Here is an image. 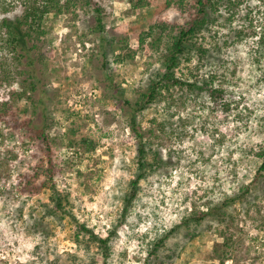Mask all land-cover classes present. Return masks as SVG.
Instances as JSON below:
<instances>
[{"label":"clouds","instance_id":"1","mask_svg":"<svg viewBox=\"0 0 264 264\" xmlns=\"http://www.w3.org/2000/svg\"><path fill=\"white\" fill-rule=\"evenodd\" d=\"M60 2L63 4L65 0ZM131 7V4H125V8ZM249 12L253 21L251 25L248 19H245ZM217 15L220 19L217 24L209 26L211 33L202 32V35L209 37L204 47L208 49L211 59L206 58L205 65L199 67V56L193 51L187 66L193 71L199 67L197 73L199 79L193 81L189 77L187 82H195L198 87H203L204 81L209 80L212 75H216L217 80L211 84V89L199 93L202 99L197 100L196 104H192L189 99L186 106L180 108L179 95H176L177 104L171 107H168L171 104L168 99L153 105L159 111L158 123H167L164 133H158L159 139L151 138L150 145L149 137L145 136L144 146L145 152L149 153L147 157L149 163L155 164L157 157L153 154L158 153L159 167L146 179L138 181L139 188L143 189V192H138L136 198L132 199V206L125 222L120 223L125 198L132 195L131 182L141 174L139 167L141 141L136 138L130 123H125L122 128L117 124H111L109 128L104 125L103 116L96 112L91 113L103 132L117 133L119 139L115 142L123 145L117 147L114 157L111 154L103 157L107 168L102 189L96 198V203L88 205V208L94 211L89 213L77 211L82 204V201L77 199L81 196V192L77 190V182L69 181L72 188H68L67 183H61L60 178L57 179L58 190L61 193L70 191L71 202L76 206L75 208L65 206V211L74 212L80 224H84L100 240L108 241V247L112 252L107 259L98 241L93 242L92 249L88 250L86 245L91 241V235L81 232L80 241L77 242L71 238L76 225L66 233L63 231L64 224L57 217L45 215L48 209H54L55 205L52 201L45 198L43 200L47 205L45 208L27 193L17 198L13 188L18 190L21 185L20 172H25L29 177L34 173L28 166L19 168L20 162L13 161L11 179L0 181V193H2L0 194V262L49 264L57 261L59 257V264H93V261H99V264H150V260L154 258H150L149 253L158 241H165V248L160 250L163 259L172 252L179 253L187 242L185 235L189 230L200 231L209 223L213 231L208 233L211 242L206 252H211L215 243L224 244L225 237L220 236L216 230H223L227 221L221 224L218 220L206 216L200 229H197L192 220L193 211L198 210V214H207L216 207H221L223 211L234 214L233 205L227 208L223 206L227 200H237L241 216L247 220L243 217V212L247 208L248 201L264 205V189L261 188H257L243 200L238 199L242 195L241 189L252 183L257 166L264 163V160H258L256 157V153L264 149V47L260 44L264 37V0H242L239 6L231 11L227 2H224L218 7ZM229 16L233 19L230 24H226L225 21ZM3 18L0 15V19ZM135 18V16L131 17L133 20ZM187 19V13L182 14L178 0L161 14L162 22L168 25L175 23L184 26ZM76 28L83 31L78 22ZM239 31L245 32L246 35L237 42L235 34ZM71 32V27H61L59 35L64 38ZM252 32H255V35H252ZM211 34H217L215 42L211 40ZM225 39L229 40V47L223 48L221 53L213 51L214 43L223 47ZM59 43L58 40L57 44ZM88 47L91 48L92 45ZM133 47H138V43ZM11 55L10 53L9 60ZM257 59L259 64L254 62ZM220 61L225 62L223 66H220ZM237 63L242 70L237 72L236 78H233L230 72ZM161 65L162 61L157 53L148 72H145L143 67L140 68L130 83L140 87L143 82V86L147 88L152 73L166 72ZM111 66L117 67L115 64ZM222 74L228 80V83L223 85L220 80ZM221 88L225 96L221 100L214 101L211 90ZM13 90L16 92L23 90L19 78H16L11 88L7 89V91ZM228 93L232 95L229 96ZM164 95L167 96V93ZM6 102L10 103L11 97L5 91H0V104ZM224 103H231L230 111L223 110L221 105ZM200 104L204 106L201 108L198 106ZM213 108L216 109L215 115L212 114ZM182 119L189 123L182 126L180 123ZM68 127L69 125H65L59 129V132L66 133ZM151 127L152 125L145 124L143 131L147 133ZM3 128V123H0V129ZM93 130L95 133V125ZM55 131L53 130V135ZM221 134L226 139L223 143H218ZM96 138H100L99 133H96ZM113 142L112 139L103 140L104 146L96 149V155L106 153ZM12 146L10 142L8 147ZM33 151H35L33 148H29L26 153L20 150V158L30 157ZM73 151L74 149L64 147L57 155L61 160H66L74 158ZM201 152L203 157L200 155ZM3 153L4 149L0 148V158H3ZM204 159L210 162L206 164L203 162ZM37 163V160H32L31 167L34 168ZM143 171L150 170L145 168ZM45 179L46 177L41 176L35 183L39 184ZM149 182L151 187H148ZM24 183L26 184V181ZM253 197H259V200H254ZM33 209L36 211L33 212ZM252 215L256 216L255 208L252 209ZM42 217H44L43 221ZM185 219L189 220L187 228L184 226ZM52 225L60 229L55 237L46 235V229ZM242 227H246V231L251 232L253 236L260 235L261 240H264V234L255 230L256 225L253 220H247L246 226L242 225ZM173 229L177 231L169 235ZM112 232L116 233L115 236L111 235ZM66 236L69 237L67 242L60 243V240ZM245 239L247 240V237ZM37 248L39 251H36ZM260 253L264 255V248H260ZM256 254L254 251L243 264H254L253 258ZM72 257L75 259L73 260ZM234 262L235 257L225 260V264H234ZM165 264H177L175 256L172 261H165ZM214 264H220V260L216 259ZM255 264L261 262L256 261Z\"/></svg>","mask_w":264,"mask_h":264},{"label":"rangeland","instance_id":"2","mask_svg":"<svg viewBox=\"0 0 264 264\" xmlns=\"http://www.w3.org/2000/svg\"><path fill=\"white\" fill-rule=\"evenodd\" d=\"M224 1L226 2L227 0ZM95 2L98 3L102 10L103 34L114 41V46L112 50L108 51L106 60L99 53L98 33L95 28L92 8L81 6V4L71 7L69 11L62 14L50 15L44 21L43 35L36 42L34 53L35 66L40 78V88L35 92L31 93L29 91L30 87L25 80L26 75L25 71H23L26 67L25 64L15 66L14 62H12V56L9 60V54L3 53L0 55L1 59H5L6 63H8L10 71L14 73L0 84V91H5L11 97V102L13 103L12 114L9 118L11 120L13 117V120L8 122V125L3 124L4 128L0 129V148L4 149L3 158H0V181L11 179L13 161L20 162L19 168L28 166L30 171L36 170L39 179L41 176L46 177L44 174L45 169L51 167L50 171L52 172L55 187L60 195L66 199L68 208L76 207L70 199L72 193L70 191L61 193L58 190L57 179L60 178L61 183H67L68 188H72V184L68 183L69 181L77 182V190L81 192V196L77 197V199L82 201L77 211L82 213L94 211L90 210L88 205L96 203V198L102 189V182L107 168V164L103 159L104 155L111 154L114 157L117 147H123L122 144L118 145L115 142L119 139L118 134L111 131L104 133L100 128V124L96 123L95 116L91 113L96 112L98 115L103 116L105 118L103 123L109 128H111V124H117L118 127L122 128L125 123H129L130 111L127 103L134 104L139 94L145 90L143 82H141L140 87H135L130 82L133 81L140 68L143 67L144 71L148 72L151 68V62L155 59V54L158 53L159 59L162 60V54L171 33L169 28L177 25L175 23L168 25L161 20V14L166 9L171 8L177 0H147V4L139 8L134 5L137 0L132 2L130 0H95ZM167 2H170V4L167 5ZM125 4H131L132 7L130 9L125 8ZM193 5V0H185L181 7L182 14L187 13L188 16L192 12ZM20 13L21 9L17 8L10 16L19 15ZM250 15L251 13L249 12L245 19L249 21ZM133 16L136 17L134 20L131 19ZM214 17L215 19L213 18L214 21L211 25L217 24L220 19L217 13ZM232 19V17L227 18L225 23L230 24ZM77 22L83 31L76 28ZM162 25L168 26L164 32L160 28ZM61 27H71V34L61 38L59 35ZM152 28L151 35L145 36ZM205 32L211 33V28L209 27V31ZM237 33L235 34V39L239 42L246 34L244 32L240 36L241 39H239ZM210 38L215 42L217 34H211ZM58 40L60 41L59 44H57ZM208 40V36L200 34L194 42L197 46L205 48L204 44ZM153 41H158L156 47L152 45ZM137 43L138 47H133ZM88 45H92V47L89 48ZM227 47H229V40L225 39L223 47L214 43L213 51L221 53L223 48ZM191 56L192 54L189 56L188 62L180 64L177 74L178 77L186 81L189 77L192 80L195 77L199 79L197 75L199 67L205 65L207 62L206 58L211 59L208 51L204 59L200 60L199 67L193 71L187 66L190 63ZM219 63L220 66H223L225 62L220 61ZM113 64L117 67L113 68L111 66ZM14 70L19 74L14 72ZM241 70L239 63H237L230 75L236 78L237 72ZM157 73L159 71L152 73L149 80L154 78ZM214 76L213 82L217 80V76ZM16 78L20 79V86L23 90L20 92L7 91V89L11 88V84ZM220 80L222 85L228 83L227 78L223 74ZM56 85H59V87H56ZM185 89H173L167 96L164 95L162 100H170L171 104L168 107H171L177 104L175 97L179 95V107L184 108L189 99H191L192 104H196L197 100L202 99L199 94L195 95V93H190L188 90L185 91ZM41 90L47 96L44 101V109L34 112L31 107L32 102L37 101ZM18 94L23 96L21 101H16ZM228 95L231 96L232 93H228ZM228 104L229 110H231V103ZM198 106L202 108L204 105L200 104ZM165 111H167V108ZM212 114L215 115L214 108L212 109ZM157 116H159V111L152 105L145 109L137 118L138 126L143 132L144 138L145 136L149 137V145L152 142L151 138L159 139L158 133H164L167 123H158ZM237 119H240V117H237ZM23 121H32L34 127H42L44 129V136L48 140V153L51 162H48L44 146L38 143H31L26 139V132L19 128L18 125ZM180 123L182 126H186L189 121L182 119ZM145 124L152 125L147 133L143 131ZM65 125H69L68 131L61 134L59 129L65 127ZM93 125L96 128L95 133ZM168 126L170 127V125ZM53 130H56L54 135L52 134ZM201 130L203 131V129ZM96 133H99V139L96 138ZM106 139H112L114 142L108 147L106 153L97 156L96 149L103 147L102 141ZM225 139L226 137L221 134V139L218 143H223ZM10 142L13 144L12 147H8ZM64 147L74 149V158L60 159L57 153ZM29 148H33L35 151L31 153L30 157L21 159L20 150L26 153ZM200 155L203 157L202 152ZM32 160L38 161L34 168L31 167ZM203 162L207 164L210 161L204 159ZM19 168L17 171H19ZM20 174H25V172H20ZM151 174L152 172L148 175ZM148 187H151L150 182ZM257 188L264 189V186L252 187L251 192ZM13 192L16 193L17 198L21 195L15 187ZM139 192H143V189L139 188ZM49 194L46 189H39L37 193L28 194V196L35 198L37 203L47 208L43 200L45 198L49 200ZM145 195H150V193H145ZM253 199L259 200V197H253ZM161 204H163V201H161ZM233 206L234 214L224 211L226 217L221 224H225V221H227L225 228L216 230L220 236L225 237L223 245L217 242L213 245L211 252H206L208 244L211 242L208 238V233L213 231L212 225L209 223L200 231L189 230L185 235L187 242L179 253L172 252V254L161 259L162 253L160 250L165 248L164 242L163 246L157 250V257H150L154 258L150 260V264H165V261H172L174 256L177 264H214L216 259L220 260V264H225V260L229 257H235L234 264H243L244 260L251 256L254 251L257 253L253 258L254 264L256 261L264 264V255L260 253V248H264V240H261L260 235L253 236L251 232L246 231V227H242V225L246 226L247 220H253L256 225L255 230L264 234V205L248 201L247 208L243 212V217H246L247 220L242 218L237 204ZM253 208L256 211L255 217L252 215ZM35 211L33 209V212ZM129 211L125 214L123 213L120 220L121 224L125 222ZM70 214V217L57 216V219L64 224L63 231L66 233L69 232V229H72L73 225H84L79 223L74 212H70ZM195 214H198V210L193 211L192 215ZM45 215L50 216L47 212ZM43 219L44 217H42V221ZM201 224L197 225L196 228L200 229ZM39 226L38 224L37 227ZM59 230L56 225H52L46 229V235L55 237ZM176 231L177 229H173L169 235H173ZM76 233L75 228L71 233V238L75 239ZM115 234V232L111 233L112 236H115ZM245 237H247V240ZM68 239L69 237L66 236L60 240V243H66ZM91 249L92 245L89 246L88 250ZM36 251H39V248ZM111 252L112 249L110 248L109 255ZM186 255L187 259H185ZM72 259L74 260L75 258L72 257ZM0 264H9V261H2ZM49 264H59V257H57V261L49 262ZM93 264H99V261H93Z\"/></svg>","mask_w":264,"mask_h":264},{"label":"trees","instance_id":"3","mask_svg":"<svg viewBox=\"0 0 264 264\" xmlns=\"http://www.w3.org/2000/svg\"><path fill=\"white\" fill-rule=\"evenodd\" d=\"M131 2L133 0H130ZM194 5L192 6L191 13L188 15V19L184 26H171L169 30L171 33L168 37V43L162 54V68L166 69V72L161 74L157 73L154 78H151L145 88L144 92H141L138 96V99L134 104L127 103L129 107V123L132 128V131L136 134V138L141 141V147L139 149L140 164L141 169L140 176L136 180L131 182L132 195L125 198V207L123 213H127L132 206V199L136 198L137 193L139 192L138 181L140 179H145L148 174L155 171L159 166L158 153H155L154 156L157 157L155 164L149 163L147 160L148 153L145 152L144 146V134L141 132L137 118L142 112L148 107L158 103L164 98V93L169 94L173 89H183L186 88L190 93H195V95L202 93L205 89H211V84L215 78L214 75L210 77L209 80H205L203 87H198L197 83H188L186 80H183L181 77L178 78L177 74L179 71V66L182 62H188L189 56L195 51L199 56L200 60L204 59L205 55L208 53V50L197 46L194 42L196 37L202 32L209 31V26L213 23L215 19V14L218 11V7L221 3L225 2L224 0H193ZM185 0H178L180 8L182 7ZM228 9L231 11L234 8H237L242 0H227ZM81 4V6L91 7L94 13V22L95 28L98 33L99 41V53L104 60L107 59V53L109 50H112L114 46V41L108 39L104 36V21L102 17V10L95 0H65L61 4L60 0H0V15L4 18L0 19V55L12 54V62L15 66H21L25 64L26 82L28 83L29 91L31 93L39 89L40 78L37 73L35 66V50L36 42L40 40L43 35V25L46 18L50 15H59L64 12L69 11L71 7ZM147 4V0H137V8L143 7ZM170 2H167L169 5ZM20 8L21 13L19 15L10 16L14 11ZM232 17V16H229ZM228 17V18H229ZM251 17V15H250ZM214 18V19H213ZM233 18V17H232ZM253 21L249 19V24L251 25ZM168 26L162 25L161 30L164 32ZM170 27V26H169ZM153 28L145 36H150ZM243 31L238 32L239 39L243 35ZM251 34L255 35V32ZM158 41L152 42V45L156 47ZM260 44L264 47V37H262ZM259 64V59L254 61ZM14 72H17L14 70ZM18 73V72H17ZM12 71L5 59L0 57V84L3 81H6L10 77ZM19 74V73H18ZM193 81H198L195 77ZM22 94L17 95L16 101H21L23 96ZM211 96L214 101L223 99L225 92L223 88L218 90H211ZM47 98L43 90L40 91L37 101L32 102V109L35 112L36 110L42 111L44 109V101ZM225 112L229 110V104L224 103L221 105ZM13 103L6 102L0 104V123L8 125V122L12 114ZM216 111V109L214 108ZM16 121V119H15ZM14 123L16 124V122ZM19 128L23 129L27 136L26 139L31 143H38L41 146H44L46 157L48 162H51L49 156V146L47 137L44 136V129L42 127H34L32 121H23L18 124ZM258 160H264V149L261 152L256 153ZM147 168L150 171L144 172L143 170ZM51 167L45 169V176L47 177L41 184H36L38 174L36 170H32L34 173L29 177L26 173L20 174L21 185L17 190L21 195L22 194H35L39 189H46L49 191V200L52 201L55 205L54 209H48L47 213L50 216H60V217H70L71 214L68 211H65L66 199L63 198L60 193L57 191L55 184L52 179V172L50 171ZM26 181V184L24 183ZM264 186V163L259 164L255 177L250 185H247L241 189V197L239 200H243L250 193L252 187ZM237 204V200H227L224 204V208H227L229 205ZM211 217L223 223L226 217L225 212L221 207H216L210 213L207 214H195L192 215V220L195 225L201 224L205 217ZM189 225V220L185 219L184 226L187 228ZM76 236L75 240L80 241V233L84 232L88 235H91V241L87 242V247L93 245V242L98 241L100 244L105 259L109 256L110 248L108 247L107 240H100L90 229L84 225H76ZM164 240H160L156 243L155 247L150 251V257H157V250L160 249Z\"/></svg>","mask_w":264,"mask_h":264}]
</instances>
